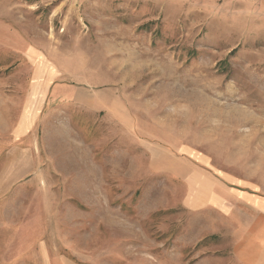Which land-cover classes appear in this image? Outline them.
I'll use <instances>...</instances> for the list:
<instances>
[{"label": "rangeland", "instance_id": "rangeland-1", "mask_svg": "<svg viewBox=\"0 0 264 264\" xmlns=\"http://www.w3.org/2000/svg\"><path fill=\"white\" fill-rule=\"evenodd\" d=\"M0 264H264V0H0Z\"/></svg>", "mask_w": 264, "mask_h": 264}, {"label": "crops", "instance_id": "crops-1", "mask_svg": "<svg viewBox=\"0 0 264 264\" xmlns=\"http://www.w3.org/2000/svg\"><path fill=\"white\" fill-rule=\"evenodd\" d=\"M46 79L49 82V84H48L49 85L48 86L49 92H41V94H40V96L44 97L45 103L46 102L47 103L48 102L51 103V100H52L53 97L55 98V100H57L58 98L62 97V98H65V100H67L66 104H69V105H73L74 104V102L76 101L75 100V94H76L77 90H74L75 87L72 84L63 83L62 85H58L59 88L61 89V92H53L54 88L57 86V77H53V78L47 77ZM42 80L46 81L45 78L41 79V77H40L38 83H41ZM77 89H86V91H88V93L97 92V91H95L93 88H91L89 86H87V87L80 86ZM70 91H74V92H70ZM105 91H108V90H105ZM36 93L38 95V93H40V92H36ZM71 98H72V100H71ZM93 103H95V102H93ZM93 103H90V105H88V102H85L83 104L79 103L80 105L77 104V106H78L79 109H83L85 112H87L89 114H93V113H96L98 111L97 107L94 108V106H97L96 103H95V105H93Z\"/></svg>", "mask_w": 264, "mask_h": 264}]
</instances>
